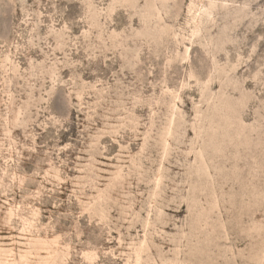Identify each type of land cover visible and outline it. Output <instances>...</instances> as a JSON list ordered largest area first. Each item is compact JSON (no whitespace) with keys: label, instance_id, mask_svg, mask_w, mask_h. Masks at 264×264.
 <instances>
[{"label":"rangeland","instance_id":"374dc122","mask_svg":"<svg viewBox=\"0 0 264 264\" xmlns=\"http://www.w3.org/2000/svg\"><path fill=\"white\" fill-rule=\"evenodd\" d=\"M0 264H264V0H0Z\"/></svg>","mask_w":264,"mask_h":264}]
</instances>
